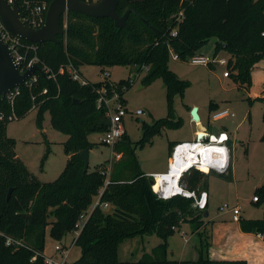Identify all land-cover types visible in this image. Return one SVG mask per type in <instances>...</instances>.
Segmentation results:
<instances>
[{
  "label": "trees",
  "instance_id": "16d2710c",
  "mask_svg": "<svg viewBox=\"0 0 264 264\" xmlns=\"http://www.w3.org/2000/svg\"><path fill=\"white\" fill-rule=\"evenodd\" d=\"M17 1L25 15L54 0ZM129 10L132 12L122 29L110 18L69 12L62 19L66 33L57 37V43L35 44L20 39L22 56L26 62L37 58L40 72L30 86L20 87L13 102L8 96H0V264H46L47 231L52 239L63 241L76 231L83 215L89 217L76 237L81 254L73 264H247L211 260L206 211L196 209L193 199L180 195L168 200L158 198L150 183L152 177L140 169L132 174V162L111 174L99 169L84 171L81 153L93 146L90 135L105 133L110 125L107 109L97 104L100 90L104 88L110 94L115 90L122 98L135 80L92 83L81 68L96 65L105 71L115 66L131 67L138 76L145 73L143 86L161 79L171 109L173 96L189 87L188 81L170 69L171 53L186 62L215 39V55L226 51L235 57L236 63L230 59L229 67L234 66L231 69L237 72L238 83L250 85L254 66L264 58V0H121L118 14L123 16ZM180 11L184 12L182 21L177 20ZM173 31H177L176 36ZM71 71L79 75L82 84L72 78ZM45 89L47 94H43ZM35 108L40 129L49 112L52 127L69 136L64 143L66 166L51 182L41 181L28 169L17 155L16 140L7 134L11 122L24 119ZM172 118L175 116L170 110L167 119L153 125L143 122L144 136L138 146L151 144L165 127L181 126V119ZM129 140L126 132L121 142ZM177 144L170 142V155ZM132 156L133 164L137 163L135 154ZM189 174L182 179L189 191H196L208 176L198 169ZM220 176L229 178V169ZM254 197L264 211V185L256 188ZM105 203L113 206L111 212L102 210ZM184 223L194 226L201 239L197 260L169 256L167 238ZM239 223L244 232L264 237V214L259 219L241 218ZM155 234L164 242L151 253H144L136 262L119 260L121 243Z\"/></svg>",
  "mask_w": 264,
  "mask_h": 264
},
{
  "label": "rangeland",
  "instance_id": "374dc122",
  "mask_svg": "<svg viewBox=\"0 0 264 264\" xmlns=\"http://www.w3.org/2000/svg\"><path fill=\"white\" fill-rule=\"evenodd\" d=\"M215 44V39H212L200 50V53L215 54ZM217 56L230 58L236 63V58L226 51L219 52ZM169 65L180 79L189 82V87L183 94L176 93L173 96L171 109L167 90L161 79L149 86H143L142 80L145 73L138 76L135 74V69L131 67L115 66L105 71L96 65H86L81 68L84 77L92 83L105 80L114 82L135 80V82L132 81L133 86L124 93L122 98H119L129 112L124 126L130 140L122 141L112 148L100 142L103 133L90 135L89 140L93 146L89 150V170H105L111 174L129 161L132 162L130 165L133 168L132 174H135L138 169L149 174L161 170L167 172L170 142H194L198 138L195 134L198 126L191 117L193 107L196 106L200 108L205 124L211 128L216 127L230 138L227 145L231 153L229 175L232 179L223 178L212 171L207 173L206 179H202L199 187L196 188L197 191L204 189L207 181L211 194V216L215 213L224 215L220 207L228 205L229 207L239 206L245 219L261 218L263 207L253 204L252 199L256 188L264 185V100H261L264 98V58L254 66L250 85L238 83L235 78L237 72H232V69L230 74L233 73V75L224 77L226 68L219 65L194 66L189 61H176L172 58ZM137 110H142L144 114L136 116ZM170 110L175 116L172 118L174 121L181 119V126L165 127L154 136L151 144L138 146L144 136L143 122L153 125L163 118L167 119ZM218 110H229L235 114V117L212 120V114ZM36 116L35 108L24 119L11 122L7 134L16 140L17 155L28 169L41 181L51 182L60 176L66 166L68 156L64 152V143L69 136L52 127L49 112L45 114L42 129L38 127ZM48 148L50 152L47 154ZM132 153L135 154L137 163L134 161L133 164ZM186 178L188 179L189 176ZM182 185L186 189L187 184L182 183ZM112 209L113 207L105 212L109 213ZM86 217L84 219L81 217L79 225H83ZM181 226L176 227L178 229L167 238L169 256L174 260H197L201 250V240L192 232L194 226L191 224L189 228ZM75 237L77 233L74 231L63 241L58 242L52 239L47 231L46 258L54 255L56 259H61L55 247L59 244L69 246ZM163 242V238L157 234L126 240L119 246V260L136 262L144 253H151L153 248ZM80 254L81 249L74 245L68 261L74 263Z\"/></svg>",
  "mask_w": 264,
  "mask_h": 264
},
{
  "label": "built area",
  "instance_id": "2783aa9c",
  "mask_svg": "<svg viewBox=\"0 0 264 264\" xmlns=\"http://www.w3.org/2000/svg\"><path fill=\"white\" fill-rule=\"evenodd\" d=\"M14 1L17 0H9V2L12 4ZM98 1V0H94ZM88 2V1H87ZM28 4V3H27ZM49 4H40L33 9L28 10L25 15H22V21L33 28H40L45 24L46 21V15L48 12ZM184 16V12L180 11L177 15V20L182 21ZM0 35L2 40L7 44L13 60L17 67L19 68L21 73L27 72L29 69L33 68L34 66H38V59L34 58L29 62H26L25 56H22L21 54V46H20V39L12 35L4 26L1 18H0ZM173 36L177 35V31H173ZM264 35V34H263ZM171 58L179 61V57L174 52L171 53ZM190 64L194 66H211L213 65H219L226 68V71L224 72V77H229L230 75V58H218L217 55H208V54H202L198 53L190 58L188 60ZM37 72H40L38 70ZM36 72V73H37ZM36 73L30 77V79L24 84V85H31L33 81L37 80ZM72 75V78L75 81L83 83L82 79L79 77L78 74L75 72H70ZM23 85V86H24ZM20 87L14 89L11 93H9L7 96L9 99L13 102L14 97L19 94ZM126 87L122 88V91H125ZM47 90L45 89L43 91V94H47ZM111 95V96H109ZM120 94L113 90L112 94L108 93L106 89L100 90V98L97 101L98 106H103L107 109V117L110 120V125L108 130L103 133L102 138L100 139V142L105 145L114 148L117 144H119L124 136V134L127 132L124 126L125 118L128 116L129 112L125 108V106L120 102ZM144 112L142 110H137L135 112L136 116L143 115ZM225 117H235V114L231 113L229 110H218L215 111L211 118L212 120H220ZM11 119H16L15 116L10 117ZM205 137L201 139H196L194 142H180L174 147V150L171 155V161L168 165V170L166 173H155L150 174L149 176L152 177V180L155 181V185L157 184L158 178L160 176L165 177L168 175H171V173L176 170L173 167L172 162L174 164H177L180 167L181 176H179L177 179H173V182L168 181L165 183H161L159 186L158 191L154 189L155 185L152 187L154 192L157 194L158 198L163 200L171 199L175 196H183L188 199H193L194 201V207L200 211H206L209 204V196L206 191H189L186 190L182 185V179L193 169H198L202 171V166H206L208 171H202L205 173L212 172V166H218V167H224L226 165H230L231 163V153L230 148L228 147L227 143L230 141L229 136L219 131L217 134H212L209 131L204 132ZM189 146H192L189 148ZM201 152L198 153V157L203 159V151L207 152V158L203 159V161H199L198 158L194 160L193 163H189V160L191 157L188 155L189 151H197L198 149H201ZM205 162V163H204ZM190 165V166H189ZM189 166V167H187ZM229 169V168H228ZM181 186V192H177L178 187ZM253 203L258 202L257 197H253L252 199ZM113 206L105 203L101 205L102 210H111ZM227 209V210H226ZM220 211H230L232 213L233 220L235 222H239L241 220V208L239 206H233L229 207L228 205H224L220 208ZM86 215H83L82 218L84 219ZM89 217V215H88ZM88 217H86V220H84V223L88 220ZM83 225H79V223L76 225V233L77 237L80 234V231L82 230ZM12 243V240L10 239L8 241V245ZM17 245H21V242H17ZM76 245V237L73 239L72 243L67 246L64 244H59L55 247V251L58 255H61V259H56L55 256H50L46 258V264H73L68 261V256L73 248V246Z\"/></svg>",
  "mask_w": 264,
  "mask_h": 264
},
{
  "label": "water",
  "instance_id": "95a60500",
  "mask_svg": "<svg viewBox=\"0 0 264 264\" xmlns=\"http://www.w3.org/2000/svg\"><path fill=\"white\" fill-rule=\"evenodd\" d=\"M121 0H98L87 2L83 0H54L49 4L46 15L45 24L40 28H33L26 25L22 21V13L18 1L12 4L9 0H0V18L5 28L15 37L38 43H57V37L66 33V27L62 24V19L69 12L83 14L92 18H110L114 21L115 26L122 29L126 26L131 10L127 11L123 16L118 14V6ZM39 70L38 66H34L25 73H21L15 64L12 54L7 44L2 40L0 35V96H7L14 89L22 87L29 79ZM79 103V101H76ZM199 108L193 107L192 120L197 125H201V117ZM214 133H218L214 129ZM205 137L204 132L198 134V139ZM85 167L84 171H88L90 165V153L84 150L81 153ZM229 165L224 167L212 166V171L218 175L225 174ZM152 187L155 181H150ZM12 190L9 192L8 199L11 197ZM205 218L208 213H205Z\"/></svg>",
  "mask_w": 264,
  "mask_h": 264
},
{
  "label": "crops",
  "instance_id": "0c3cea01",
  "mask_svg": "<svg viewBox=\"0 0 264 264\" xmlns=\"http://www.w3.org/2000/svg\"><path fill=\"white\" fill-rule=\"evenodd\" d=\"M198 113L201 117V125L196 124L198 126V130L195 133L196 137L198 136L199 133L202 132L209 131L212 134H216L214 133V129H216L218 132L220 131L216 127L211 128L204 123L200 108ZM207 119L209 120V117H207ZM176 143H179V141H176ZM170 161H171V155L168 158V162L166 166L167 168ZM155 173H166V172L161 170L160 172H155ZM155 173H150V174H155ZM229 173H230V165H229ZM146 174L148 176L150 175L149 173ZM200 191H206L209 196V204L206 210V213H208V217L207 218L204 217V221L207 229L210 231L209 233L211 236L210 238L211 246L209 248V257L211 258V260L213 261L240 260V261H246L247 264H264V237L260 234L244 232L241 229L240 223L235 222L233 220L232 213L230 211H225V212L221 211L222 213H224V215H219V213H215L214 216H211V211H210L211 194H210V188L207 185V181L205 182V188L198 190L197 192ZM241 218H244L242 214H241ZM181 227L189 228L190 226L189 223H185L182 224ZM174 229L176 231L178 228H174ZM192 232L194 233V235H198L197 232H194L193 229Z\"/></svg>",
  "mask_w": 264,
  "mask_h": 264
},
{
  "label": "bare ground",
  "instance_id": "6f19581e",
  "mask_svg": "<svg viewBox=\"0 0 264 264\" xmlns=\"http://www.w3.org/2000/svg\"><path fill=\"white\" fill-rule=\"evenodd\" d=\"M190 147H192V146H189V148ZM201 150H202V148L198 149L197 151H189L188 155L191 157V159L189 160L190 164L193 163L196 158H198L199 161H201V160L203 161V159L207 158V152H204V151H203V159L198 157V153L201 152ZM172 164H173L174 169H176V170H174L171 173V175H168V176H165V177L160 176L158 178L157 184L154 187L155 190L158 191L159 186H160L161 183H165V182H168V181L173 182L174 178L177 179L179 176H181L180 167L177 164H174V162H172ZM189 166H187V167H189ZM202 170H207V167L206 166H202ZM177 192H181V186L178 187Z\"/></svg>",
  "mask_w": 264,
  "mask_h": 264
},
{
  "label": "clouds",
  "instance_id": "9594fccd",
  "mask_svg": "<svg viewBox=\"0 0 264 264\" xmlns=\"http://www.w3.org/2000/svg\"><path fill=\"white\" fill-rule=\"evenodd\" d=\"M205 173V172H204ZM208 173H211V172H208Z\"/></svg>",
  "mask_w": 264,
  "mask_h": 264
}]
</instances>
